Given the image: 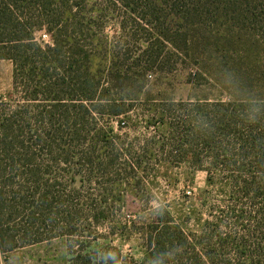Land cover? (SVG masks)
Returning a JSON list of instances; mask_svg holds the SVG:
<instances>
[{"label":"trees","instance_id":"16d2710c","mask_svg":"<svg viewBox=\"0 0 264 264\" xmlns=\"http://www.w3.org/2000/svg\"><path fill=\"white\" fill-rule=\"evenodd\" d=\"M85 5L0 0V59L12 64L11 91L0 95V264L17 248L54 238H75L67 250L72 264H264V101L169 99L140 107L137 117L155 133L132 155L117 143L109 119L136 108L147 75L161 68L155 42H162L136 39L137 25L122 24L117 39L101 43ZM222 7L226 15L264 18V5ZM120 155L128 177L148 171L149 162L203 170L207 184L228 189L233 199L237 189L247 208L234 200L223 216L189 228L183 205H158L146 222L131 220L142 258L124 256L75 223L76 182H90Z\"/></svg>","mask_w":264,"mask_h":264},{"label":"rangeland","instance_id":"374dc122","mask_svg":"<svg viewBox=\"0 0 264 264\" xmlns=\"http://www.w3.org/2000/svg\"><path fill=\"white\" fill-rule=\"evenodd\" d=\"M225 3L264 5V0H86L84 13L91 15L92 31L101 43L117 39L115 34L122 24L137 25L136 39L153 35L162 42H155L162 54L161 68L147 75L143 94L134 100L136 108L126 116L109 119L112 133L118 135L117 143L129 148L132 155L139 152L143 139L155 133L154 125L146 126L143 118L137 117L140 107L148 109L150 104L169 99L264 101V18L223 14ZM48 38L41 32V39ZM11 73V61L0 59L3 97L11 91ZM136 89L130 87L127 92L135 94ZM116 119H122L124 125L119 127ZM154 154L161 156L157 151ZM126 160L120 155L105 172H93L90 182H76L75 223L89 229L87 238L111 243L122 255L135 260L142 258L143 246L139 235L129 229L131 220L146 222L158 205H168L172 211L183 205V212L191 216L187 222L191 228L195 221L223 216L229 202L235 200L236 207L247 202L246 198L238 199L237 189L233 199L228 189L207 184L205 171L186 163H159L155 167L149 162L148 171L130 172L128 177L119 169ZM110 230L114 232L109 234ZM74 240L54 238L23 246L7 253L1 264H72L67 250Z\"/></svg>","mask_w":264,"mask_h":264}]
</instances>
